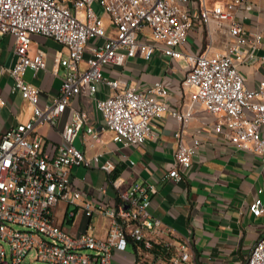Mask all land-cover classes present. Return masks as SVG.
<instances>
[{"label":"built area","instance_id":"built-area-1","mask_svg":"<svg viewBox=\"0 0 264 264\" xmlns=\"http://www.w3.org/2000/svg\"><path fill=\"white\" fill-rule=\"evenodd\" d=\"M96 5L108 14L109 25ZM250 9V0H0V33L14 36L16 55L11 67L0 66V80L11 77L10 92H20L33 111L27 120L5 129L0 125L1 264H114L115 252L129 243L135 247L132 264L192 259L189 241L176 240L172 227L150 211L154 183L122 188L114 178L96 189L97 196L79 184L73 167L99 162L98 154L88 158L74 143L83 126L100 140L86 110H73L58 144L48 142L37 126L55 123L74 96L84 90L95 95L103 83L109 91L96 97V106L113 139L125 145L151 137L154 118L171 110L183 127L203 106L216 114L213 129L226 144L264 154V78L249 87L239 67L258 58L255 51L262 43L260 32L245 29ZM34 34L67 48L65 56L55 58L65 72L51 103L43 102L42 89L24 77L28 69L37 74L47 65L43 49L30 52ZM220 35H227L224 49L216 47ZM155 49L173 62L184 58L189 63L178 86L184 98L189 89V100L180 110L170 108L174 87L169 78L141 87L114 75L128 57H148ZM5 103L0 91V106ZM201 145L200 137L180 141L165 176L180 179ZM115 166L111 159L100 164L108 172ZM249 207L254 215L262 214L263 199L257 196ZM80 214V229L69 230L65 223ZM98 217L108 219L104 235L95 231ZM32 252V262H26ZM246 264H264V235Z\"/></svg>","mask_w":264,"mask_h":264},{"label":"crops","instance_id":"crops-1","mask_svg":"<svg viewBox=\"0 0 264 264\" xmlns=\"http://www.w3.org/2000/svg\"><path fill=\"white\" fill-rule=\"evenodd\" d=\"M214 1L209 0V3ZM250 4L244 26L247 32H260L262 43L255 51L258 58L241 62L239 67L246 76V85L255 87L264 78V0H250ZM97 11L109 25V16L100 5ZM226 39L227 35L219 36L217 49L225 48ZM14 48V36L0 33V66L14 64ZM37 48L46 52L47 65L37 74L28 69L24 77L42 89L43 102L51 103L59 93L65 72L62 65L56 66L55 58L65 56L67 48L51 37L34 34L30 52L34 53ZM188 66L184 58L173 62L155 49L148 57H128L123 65L115 67L114 75H123L141 87L157 78H169L174 87L169 95L170 108L180 110L185 107L184 101L189 100V89H185L184 98L178 87ZM11 83L12 78L7 75L0 80V91L6 99L0 106V125L4 129L29 119L33 113L29 101L20 92H10ZM108 91L109 87L103 83L99 84L95 95L84 90L72 98L71 105L58 115L55 123L44 122L37 126L48 142L58 144L64 125L72 119L73 110L88 112V122L95 126L100 140L83 126L74 143L88 158L98 154L99 162L73 167L79 184L89 189L86 193L97 196L96 189L100 185L109 186L114 178L122 181V188L133 182H152L156 191L151 195L150 211L172 227L176 240H188L192 247L193 257L185 264H246L253 246L264 235V212L254 215L249 207L257 196L264 202V154L226 144L213 129L216 114L203 106L183 127L170 110L154 118L153 135L144 143L125 145L113 139V132L107 128L103 113L96 106V97H104ZM195 137L201 138L202 145L192 166L181 169L180 179L166 177L178 143L192 142ZM107 159L116 164L111 172L100 167ZM94 223L95 231L104 235L108 219L98 217ZM82 224L81 214L65 223L70 225L67 228L71 231H77ZM134 251L133 243H129L125 250L115 252L114 264H132Z\"/></svg>","mask_w":264,"mask_h":264},{"label":"rangeland","instance_id":"rangeland-1","mask_svg":"<svg viewBox=\"0 0 264 264\" xmlns=\"http://www.w3.org/2000/svg\"><path fill=\"white\" fill-rule=\"evenodd\" d=\"M98 5H96L97 7ZM91 41H98L97 37H93V39ZM68 227H70V225H67ZM6 248L9 250V246L6 244ZM34 256V252H32L27 258H26V262L31 261L32 262V257Z\"/></svg>","mask_w":264,"mask_h":264},{"label":"water","instance_id":"water-1","mask_svg":"<svg viewBox=\"0 0 264 264\" xmlns=\"http://www.w3.org/2000/svg\"><path fill=\"white\" fill-rule=\"evenodd\" d=\"M1 264V263H0Z\"/></svg>","mask_w":264,"mask_h":264}]
</instances>
